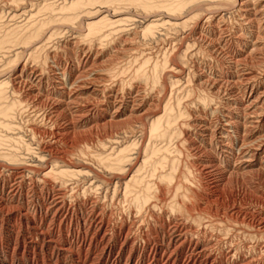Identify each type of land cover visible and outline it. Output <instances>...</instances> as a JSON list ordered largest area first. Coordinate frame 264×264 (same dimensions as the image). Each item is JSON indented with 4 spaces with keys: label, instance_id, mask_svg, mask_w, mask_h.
<instances>
[{
    "label": "bare ground",
    "instance_id": "1",
    "mask_svg": "<svg viewBox=\"0 0 264 264\" xmlns=\"http://www.w3.org/2000/svg\"><path fill=\"white\" fill-rule=\"evenodd\" d=\"M229 6H232V11L227 8ZM131 8H135L138 14L145 17L144 23L131 17ZM161 16H166L162 18L168 21L160 19ZM229 19L232 20L231 27ZM191 21H195L196 28L189 35L190 39L183 37L185 39L179 41L182 46L204 51L214 65L211 67L213 72L210 77L205 73L195 72L198 83L194 84L197 85L196 91H188L191 96L195 95L194 100L198 102L196 105H199L202 111L200 109L201 112L193 115L192 123L188 124L195 130L197 140H192V135H188L191 146L186 148L184 162L176 151L171 149L169 143L176 139L179 120L192 116L189 108L184 107L180 99H177L176 103L170 101L164 104L163 111L157 112L162 105L161 101L148 100L146 95L141 99L142 96L135 94L134 100L123 102L113 96L117 93L111 87L109 93L112 95L105 99L106 104L98 102L97 105H90L85 97L95 90L88 79L95 71H89L87 68L92 63L89 56L83 58L78 54L85 50V46L92 51L96 46H103L105 50L110 51V48L114 49L118 44L133 43L130 37L134 35H139L148 42L155 41L160 28L167 27L170 31L184 30ZM129 23L137 26L135 33H130V28L126 30L129 26L125 24ZM229 28H233L234 32L230 38H225ZM65 31L71 32L70 37L73 39L62 47H52L54 39ZM165 33L166 31L162 34L163 37ZM182 46L180 49L175 47L171 56L185 63L188 52H183ZM119 50V54L122 53V50ZM123 50L128 51L127 48ZM67 54L77 55V62L75 59L71 64L64 61L63 56ZM131 56L135 54H131L129 58ZM111 57L114 58L112 62L109 61L114 64L108 69L111 79L121 78L124 82V76L132 69L131 66L125 68L127 63L135 65L132 69L135 79L146 84L158 79L161 70L168 68L170 58L165 59L162 67L156 60L157 64H152L153 71L149 74L146 68L152 63L151 57L141 55V58L128 60L125 64L118 61V55ZM121 59L123 60V57L119 60ZM228 60L229 63L225 64ZM1 62L6 64V68L0 66V150L4 147H10L12 150L0 153V157L16 165L17 170L23 174L25 171L37 173L38 176L40 174L44 190H41V195L28 197V200L19 188L13 186L14 184L7 187L4 185L5 181L1 185L0 180V212L7 213L11 207L15 213L12 212L9 217L26 223L35 240H42L43 243L49 241L48 244L45 243L48 247L54 242L53 245H57L59 251L56 254L58 261L63 258L59 256L69 254L75 256L81 264H134L136 257V264H264L255 256L257 251H263L261 258L264 257L263 199L260 198V202L256 200L259 208L257 211H251L252 209L242 206V195L239 191L236 194L224 193L226 186L235 185V189L239 186L246 188L244 185L247 182L243 181L245 179L240 182L241 174L239 175L246 169L259 167L260 172L256 173L264 178V0H0ZM188 63L186 62L187 65ZM225 65L227 67L224 68ZM9 70L11 72L4 75ZM177 70L179 67L171 69L172 72ZM182 70L184 69H180ZM231 71H234L236 78ZM237 72L240 73L238 78ZM85 80H88L89 84H85ZM131 83L130 80L125 83V87L130 85L128 94H133V91L138 94V87ZM171 83L175 84L172 81ZM101 85L100 87H103V84ZM95 93L100 94V91L95 90ZM137 101L139 105L132 108L131 105ZM232 105H235V110ZM25 109L39 114L44 125H51L50 131H40L33 127V135H39L41 139L37 142L33 140L35 144L29 141L28 145L23 144L29 160L22 158V153L19 154L16 150L18 148H14L16 145L22 146L21 140L8 134L18 130L15 120ZM194 109L192 111L195 113ZM144 116L149 117L147 120L150 122L151 139L148 144L137 149L136 143L139 140L131 141L127 130L134 134V124H141ZM121 118H125V121L120 122ZM62 121H66V125H62ZM121 126L127 129L123 133L124 137L116 138L114 136L117 135L113 134L112 137L108 134V138H103L109 141H101V146L96 144L100 141L94 140L95 144L100 146L97 147L100 150H94L96 153L76 148L80 151L78 153L75 150L78 157L74 148L64 151L60 149L63 144L69 145L72 135H80V143L86 140L89 143L86 134L94 129L99 132L98 128L112 130L118 127L121 129ZM85 127H91L90 131H78ZM116 134L119 132L116 131ZM142 135L144 137V134ZM152 140L166 144L156 147V144L151 143ZM198 144L209 148V152L203 151ZM34 145L37 146L36 149ZM248 151L251 152L250 156L246 154ZM235 154L243 156L242 165L236 164ZM76 156L78 160L87 156L88 160L80 159L74 162ZM89 159L92 166L88 163ZM7 169L9 168L7 167L6 171ZM194 174L198 178L194 177ZM18 178L21 179L19 176ZM197 179L201 182L198 187L201 191L196 190L194 185ZM261 181L264 183V180ZM75 190H83L86 200L80 202V198L75 203H71L73 199L69 202V195ZM101 199H111L113 202L118 200L127 204L130 208L129 215H136V220L130 223L127 221L128 217L122 218V215L121 223L118 224L114 217L104 213L105 208L102 212ZM221 199L229 201L227 207L222 208L223 219L206 221L207 217L204 218L203 214V217L197 213L192 215V207L196 204L206 203L210 208V204L217 205ZM48 217L54 230L50 231L51 226L48 225L49 230L44 232L39 227ZM55 229L60 232L61 239L64 240L62 243L61 240L54 241ZM208 232H216L215 244L212 239L206 238L209 236ZM242 237L246 242L244 246L237 244ZM254 241L256 243L253 245ZM29 247L36 250L38 244L30 242ZM245 247H248L247 253L243 252ZM127 251L129 256L123 261L126 254L128 255ZM89 255H93V258H89ZM29 263L38 264V261L33 258Z\"/></svg>",
    "mask_w": 264,
    "mask_h": 264
},
{
    "label": "rangeland",
    "instance_id": "2",
    "mask_svg": "<svg viewBox=\"0 0 264 264\" xmlns=\"http://www.w3.org/2000/svg\"><path fill=\"white\" fill-rule=\"evenodd\" d=\"M228 9H229V11H232V6L230 7H227ZM231 9V10H230ZM133 12H132V11ZM129 11H131L130 13H131V17L133 18V19H136V20H140L142 23H144L145 21H144V19H145V17L143 18V15H141L140 13L138 14V12H137V10L135 9V8H131V9H129ZM133 14V15H132ZM165 14V13H164ZM141 15V16H140ZM135 16V17H134ZM137 16H139V18H137ZM166 18V16L164 17V16H161L160 17V19L161 18ZM162 18V19H163ZM4 20H6V19H4ZM163 20H165V21H168L167 19H163ZM21 21V20H20ZM231 19H229V21H228V23H230V27H231ZM193 23V24H192ZM125 25H127V26H129L128 28H126V30H130V33H135L134 31H136V27L137 26H133L131 23H129V24H125ZM130 25H132V26H130ZM195 27H194V26ZM229 26V25H228ZM133 27V28H132ZM125 28V27H124ZM130 28V29H129ZM167 27H162V29L160 28L159 30H158V34H156V42L153 40V41H150V42H148V40H145L143 37H141V36H139V35H134V36H132V37H130L131 38V41L133 42V43H131V42H127L126 44H127V46H126V44H123V43H121V44H118L117 45V47H115L114 49H112V48H110V51H108V50H105L104 49V47L103 46H96L94 49H93V51H92V49H89V47L88 46H85L84 47V49L85 50H83V51H81L79 54H78V56L79 57H86V56H89V59H90V62H92V63H90L89 64V67H87L88 68V70L89 71H91V70H94L95 72L93 73V76L92 77H90V78H88L89 79V83L91 84V87L93 88V89H95V90H99L100 91V94L98 93V94H94V91L95 90H92V93H89L88 95H86V97H85V99L87 100V101H89L88 103H90V105H97V103L98 102H102V103H104V104H106V98H108L110 95H112V94H110L109 92H110V89L112 88V89H114V90H116L115 92L117 93V95L114 93L113 94V96L115 95L117 98H118V100H121V101H132V99L134 100V98L136 97V95H138V96H142L141 97V99H143L144 98V96L148 99V100H154V101H161V104L162 105H160V107H159V109H158V111L157 112H159V111H163V108H164V104H166V103H168V102H170V103H176V101H177V99H180L179 101L183 104V106L185 107V106H187L188 108H189V112H190V114L192 115H190L191 117L189 118V117H183L182 119H180L179 120V125H177L176 126V129H177V135H176V139L174 138L173 140H172V142L171 143H169L170 144V146H171V149L173 150V151H176V154L178 155V157H180L181 159H183V161L185 162V159H186V148L188 147H190L191 146V142L189 143V141H191V140H188V137L189 136H191L190 138L192 139V140H197V137H196V134H195V130H193L191 127H189V125L188 124H190V123H192V120L194 119L193 118V115L195 116V114L197 113V112H201L202 111V109L200 108V106L199 105H196V104H198V102L196 103V101L194 100L195 99V95L194 96H191V94H189L188 93V91L189 90H192V89H194V91H196V88H197V85H194V84H198L197 82H196V78H195V72L196 73H205L206 74V76L208 75V77H210L211 76V73L213 72V71H211V67L214 65L213 63H212V60L205 54V52L203 51V52H201V51H199L198 49H196V48H189V47H187L186 45H184V46H182V40H184L186 37H188V38H186V39H190V37L191 36H189V35H191V33H192V31L196 28V24H195V21H191V23L187 26V29H184V30H178V31H174V30H171L170 31V29H166ZM166 29V30H165ZM230 30L227 32V34L226 35H224V37L225 38H230L231 36H232V34H233V32H234V30H233V28H229ZM122 30H125V29H122ZM160 30H161V32H160ZM166 31V33H165V36L163 37V33ZM169 30V31H168ZM187 30V31H186ZM181 31V32H180ZM82 32V31H81ZM163 32V33H162ZM186 32V33H185ZM69 33V34H68ZM78 33V32H77ZM161 33V34H160ZM169 33V34H168ZM177 33V34H176ZM181 35H180V34ZM190 33V34H189ZM161 36H160V35ZM163 34V35H162ZM179 34V35H178ZM66 35V36H65ZM70 35H72V33L71 32H69V31H65V33L64 34H62L61 36H59V37H57V38H55L54 40L55 41H53L52 43H51V46L52 47H57V46H59V47H62V46H64L65 45V43H67L69 40H72L73 39V37L71 36L70 37ZM123 35V34H122ZM177 35H178V38H177ZM186 35V36H185ZM68 36V37H67ZM227 36V37H226ZM137 37V38H136ZM140 37H141V40H140ZM157 37H158V39H157ZM160 37H161V39H160ZM163 37V38H162ZM168 37H170V38H168ZM183 37H185V38H183ZM63 38H65V39H63ZM68 38V39H67ZM70 38V39H69ZM132 38H134L133 40H132ZM172 38V40H170ZM174 38V39H173ZM181 38V39H180ZM57 39H59V40H57ZM62 41H61V40ZM137 39H138V41H137ZM160 39V40H159ZM63 40H65V41H63ZM130 40V39H129ZM165 40V41H164ZM167 40H169V41H167ZM179 40H181V41H179ZM191 40H192V38H191ZM141 41V42H140ZM160 41V42H159ZM175 43H174V42ZM165 42V43H164ZM56 43V44H55ZM119 43V42H118ZM141 43V44H140ZM143 43V44H142ZM146 43V44H145ZM155 43V44H154ZM159 43V44H158ZM168 43V44H167ZM56 45V46H54V45ZM134 46H133V45ZM157 44V45H156ZM164 44V45H163ZM170 44V45H169ZM136 45H137V47H136ZM158 45H160V46H158ZM168 45V46H167ZM182 47H184V48H182L183 49V52H188V57H187V60H185V63L184 62H182L181 60H176L175 58H174V56L172 55L171 56V52H173V50L174 49H180L181 48V46ZM132 46V47H131ZM147 46V47H146ZM170 46V47H169ZM234 46V45H233ZM100 47V48H99ZM121 47H123V48H121ZM145 47V48H144ZM149 47V48H148ZM151 47H153V48H151ZM157 47V48H156ZM164 47H166V48H164ZM176 47V48H175ZM87 48V49H86ZM125 48H127L128 49V51L127 52H125V50H123V49H125ZM132 48V49H131ZM234 49H235V47H233ZM119 49H121L122 50V53H120L119 54V52H121ZM135 49V50H134ZM144 49V50H143ZM184 49H185V51H184ZM115 50V51H114ZM118 50V51H117ZM194 50V51H193ZM104 51V53H102ZM112 51V52H111ZM141 51V52H140ZM151 51V52H150ZM157 51V52H156ZM192 51H193V53H192ZM197 51V52H196ZM84 52H86V53H84ZM107 52V53H106ZM115 52V53H114ZM118 52V53H117ZM129 52V53H128ZM144 52H145V54H144ZM196 52V53H195ZM100 53V54H99ZM112 53V54H111ZM127 53V54H126ZM135 54V56H131L130 58H129V56L131 55V54ZM191 53V54H190ZM195 53V54H194ZM93 54V55H92ZM146 54H147V56H146ZM153 54H155V55H153ZM84 55V56H83ZM104 55V56H103ZM111 55L112 56H116V55H118V58L120 59V57L122 58L123 57V60L121 59V60H119L118 59V61H120V62H122L123 64H125L126 62H128V60L129 61H132L134 58H136L137 59V57H139V58H141V55H144L145 57H151V61H152V63H151V65L150 66H148L147 68H146V71L149 73V74H151V72L153 71L152 69H153V65L154 64H160L161 65V67H162V65L164 64V61H165V59L168 57H170L169 58V63H168V68H166L164 71L163 70H161V74H160V76L158 77V79L155 81V82H149V83H143V82H141V81H139V80H137V79H135V75H134V70H132V69H134V67H135V65H128L127 63H126V65H124L125 66V68H127V67H132V69H130V71L127 73L128 75L130 74V76H128V75H126V76H124L125 78L124 79H126L124 82H123V80L121 79V78H110L109 77V74H110V70H108V69H110L111 68V66L113 67V65L114 64H112L111 62L113 61V59L114 58H112L111 57ZM74 56V57H73ZM91 56V57H90ZM96 56V57H95ZM126 56V57H125ZM205 56V57H204ZM64 58H63V60L64 61H66L67 63H69V64H71L72 62H77L76 61V59L75 58H77V55L75 56V55H71V54H67L66 56H63ZM111 57V58H110ZM155 57H157V58H155ZM172 57V58H171ZM197 57H199V58H197ZM67 58V59H66ZM70 58V59H69ZM94 58H95V60H94ZM110 58V59H109ZM126 58V59H125ZM129 58V59H128ZM190 58V59H189ZM209 58V62H208V59ZM75 59V60H74ZM102 59V60H101ZM107 59V60H106ZM109 59V60H108ZM112 59V60H111ZM155 59V60H154ZM194 59V60H193ZM72 60V61H71ZM74 60V61H73ZM104 60H105V62H104ZM125 60V61H124ZM156 60H157V63H156ZM198 60V61H197ZM69 61V62H68ZM109 61H111L110 63H109ZM154 61V62H153ZM196 61V62H195ZM204 61V62H203ZM95 62V63H94ZM108 62V63H107ZM186 62L188 63V65L186 64ZM193 62V63H192ZM102 63V64H101ZM171 63V64H170ZM226 63H229V60H228V62H225V64ZM93 64V65H92ZM109 64V65H108ZM153 64V65H152ZM184 64H186V65H184ZM191 64V65H190ZM6 64H4V63H0V66H3L2 68H6V66H5ZM95 65V66H94ZM101 65V66H100ZM171 65V66H170ZM173 65V66H172ZM194 65H196V66H194ZM199 65V66H198ZM92 66V67H91ZM97 66V67H96ZM105 68H104V67ZM94 67V68H93ZM96 67V68H95ZM100 67V68H99ZM172 67L174 68L175 67V69H177L178 67H179V70H177V71H175V72H172L171 71V69H172ZM183 67V68H182ZM187 67V68H186ZM195 67V68H194ZM225 67H227V65H225L224 66V68ZM87 68H85L86 70H87ZM90 68V69H89ZM93 68V69H92ZM103 68H104V70H103ZM150 68V69H149ZM194 68V69H193ZM197 68V69H196ZM100 69V70H99ZM107 69V70H106ZM180 69H184V70H182V71H180ZM186 69V70H185ZM192 69L194 70V71H192ZM103 70V71H102ZM197 70V71H196ZM239 71V70H238ZM11 71L9 70L8 72H6V73H4V75L6 74H8V73H10ZM165 72V73H164ZM173 74H172V73ZM180 72H182V73H180ZM112 73V72H111ZM179 75H178V74ZM167 74V75H166ZM194 74V75H193ZM231 74L233 75V77L234 78H236L235 77V75H234V71H231ZM238 74V75H237ZM239 72H237L236 73V76H237V78L239 77ZM106 75V76H105ZM181 75V76H180ZM132 76H134V77H132ZM164 76V77H163ZM170 76H172V77H170ZM185 76V77H184ZM189 76V77H188ZM133 78V79H131V78ZM162 77H163V79H162ZM179 77V78H178ZM182 79H181V78ZM92 78V79H91ZM110 78V79H109ZM174 78V79H173ZM190 78V79H189ZM193 78V79H192ZM91 79V80H90ZM98 79V80H97ZM100 79H102V80H100ZM181 79V80H180ZM95 80H97V81H95ZM108 80V81H107ZM120 80V81H119ZM128 80H130V82L132 81V83L131 84H133V86H135V87H138V90H139V93L140 92H142V91H144V92H142V93H136L135 91H133V94H128V93H130L129 92V90H130V88H129V86L130 85H127L126 87H125V83H126V81H128ZM164 80V81H163ZM185 80V81H184ZM87 81V82H86ZM95 83H94V82ZM138 81V82H137ZM167 81L169 82V83H167ZM171 81L173 82V83H175V84H172L171 83ZM187 81V82H186ZM194 81V82H193ZM85 82V84H87L88 83V80H85L84 81ZM92 82V83H91ZM118 82V83H117ZM163 82V83H162ZM167 84V86H166V84ZM185 82V83H184ZM88 83V84H89ZM97 83V84H96ZM100 83V85H98ZM142 83V84H141ZM189 83V84H188ZM46 84V83H45ZM93 84H96V85H93ZM101 84H103V87H100V86H102ZM119 84V85H118ZM137 84H139V85H137ZM144 84V85H143ZM150 84V85H149ZM163 84V86H161ZM187 84V85H186ZM106 85V86H105ZM111 85V86H110ZM168 85H170V86H168ZM186 85V86H185ZM193 85H194V87H193ZM117 86V87H116ZM119 86H121V88L119 87ZM141 86V87H140ZM144 86V87H143ZM111 87V88H110ZM140 87V88H139ZM143 87V88H142ZM146 87V88H145ZM170 87V88H169ZM180 87V88H179ZM183 87V88H182ZM187 87H189V88H187ZM145 88V89H144ZM162 88V89H161ZM165 88V89H164ZM125 89H127V90H125ZM149 89V90H148ZM167 89V90H166ZM102 90V91H101ZM103 90H105V92L103 91ZM118 90V91H117ZM156 90V91H155ZM160 92H159V91ZM166 90V91H165ZM173 91V92H172ZM184 91V92H183ZM107 92V93H106ZM162 92V93H161ZM156 93V94H155ZM170 93H171V95H170ZM174 93H176L175 95H174ZM183 93V94H182ZM196 93V92H195ZM119 94V95H118ZM136 94V95H135ZM154 94V95H153ZM168 94V95H167ZM173 94V95H172ZM158 95H160V96H158ZM164 95V96H163ZM166 95V96H165ZM180 95V96H179ZM184 95V96H183ZM107 96V97H106ZM114 96V97H115ZM119 96V97H118ZM149 96V97H148ZM151 96H152V98L153 97H155V98H151ZM157 96V97H156ZM163 96V97H162ZM176 98H175V97ZM104 97V98H103ZM162 97V98H161ZM167 97V98H166ZM121 98V99H120ZM158 98V99H157ZM160 98L162 99V100H160ZM169 98V99H168ZM168 99V100H167ZM172 99H174V100H172ZM176 100V101H175ZM164 102V103H163ZM189 102V103H188ZM132 103V102H131ZM136 106H135V105ZM133 105H131V107L133 108V106L134 107H137L138 105H139V101H137V102H135ZM195 104V105H194ZM232 107H233V105H232ZM131 108V109H132ZM195 108V109H194ZM199 108V109H198ZM234 110H235V105H234ZM232 108V109H233ZM195 110L196 112L194 113L192 110ZM200 109H201V111H200ZM198 110V111H197ZM234 110H231V111H234ZM29 113V114H28ZM33 114V115H32ZM23 115V116H22ZM22 115H19L17 118H16V120H15V123H16V125H18L17 126V128H18V130L17 131H14V132H11V133H8L10 136H13L14 138H16V139H20L21 140V142H22V146L21 145H16V146H14V148L16 149V148H18V149H16V150H18L19 151V154H21V156H22V158H25L26 160H29L30 159V157H29V155L27 154V151H26V148L25 147H23L24 145L23 144H25V145H28L29 144V142H31V143H34L33 142V140H35L36 142L37 141H39L40 139H41V136H39V135H33V129L34 128H36V129H40V131H44V130H46V131H50L51 129V125L50 124H48V125H44L43 124V122L41 121V119L39 118V114H35V113H33L32 111H29V109H25L24 110V112H23V114ZM32 116V117H31ZM36 116H38V117H36ZM145 118L141 121V124L138 122V124L136 123V124H134V125H136L135 127H134V129H135V131L136 130H138L139 131V133H138V131L135 133V131H134V134H132L133 132L132 131H128L125 127H122L121 126V129H120V127H118V128H114V129H110V128H106V129H103V128H98L99 129V132H98V130L96 131L95 129L92 131V132H89L88 134H86L87 135V138L89 137V139H88V141H89V143L87 142V140L86 141H83V143L81 142L80 143V135H74V137H73V135L70 137V141L68 142V144L69 145H66V144H63L61 147H60V149H61V151H64V149L65 150H67V148H68V150L70 149V150H73V148H74V152H75V150H76V148L78 149V148H82V149H87L88 151H90L91 153H96L95 151H98V150H100V149H98L97 147H99L100 148V146H101V141L102 142H107V141H109L108 139H104L105 137L106 138H108V136L110 135V136H112L113 134H115V135H117V136H114V137H118L119 136V138L120 137H124V132L127 130V132H129V135H128V137L130 138V136H131V141H137V140H139V141H137V149H139V147H140V149L144 146V145H146V144H148L149 142H150V133H149V121L147 120L149 117H146V116H144ZM36 118H38V119H36ZM187 118V119H186ZM189 118V119H188ZM192 118V119H191ZM33 119V120H32ZM191 119V120H190ZM211 119H212V117H211ZM18 120H19V122H18ZM188 120V121H187ZM32 121V122H31ZM35 121V122H34ZM120 122H122V121H125V118H121L120 120H119ZM118 121V122H119ZM25 122V123H24ZM27 122V123H26ZM31 122V123H30ZM38 122H40V123H38ZM65 122V123H64ZM182 122V123H181ZM185 122V123H184ZM23 123V124H22ZM42 123V124H41ZM63 123V124H62ZM62 125H66V121H62ZM139 124H140V127H139ZM26 125V126H25ZM31 125V126H30ZM39 125V126H38ZM41 126V127H40ZM43 126V127H42ZM50 126V127H49ZM26 127V128H25ZM34 127V128H33ZM40 127V128H39ZM46 127H48V128H46ZM43 128V129H42ZM46 128V129H45ZM89 130H88V129ZM140 128V129H139ZM24 129V130H23ZM30 129V130H29ZM90 129H91V127H85V128H80L78 131H81L82 132V130H85V131H83V132H88V131H90ZM110 129V130H109ZM26 130V131H25ZM119 130V131H118ZM121 130H123V131H121ZM116 131L117 132H119V134H116ZM193 131V132H192ZM19 132V133H18ZM82 132V133H83ZM86 132V133H87ZM179 132V133H178ZM93 133V134H92ZM94 133H96L95 135H94ZM107 133V134H106ZM111 133V134H110ZM132 135H131V134ZM147 133V135L145 136V134ZM5 133H2V135H4ZM13 134V135H12ZM99 134H101V135H99ZM109 134V135H108ZM120 134H121V136H120ZM142 134H144V137H142L143 135ZM85 135V134H84ZM84 135H82V136H84ZM94 135V136H93ZM99 135V136H98ZM187 135V136H186ZM189 135V136H188ZM97 136V137H96ZM101 136V137H100ZM112 136V137H113ZM31 137V138H30ZM99 137V138H98ZM104 137V138H103ZM138 137V138H137ZM184 137V138H183ZM73 138V139H72ZM84 138H86V136L84 137ZM93 138V139H92ZM96 138L98 139V140H96ZM103 138V139H102ZM141 138H143V139H141ZM37 139V140H36ZM97 141V142H99V143H96L95 141ZM142 140V141H141ZM148 142H147V141ZM29 141V142H28ZM46 141H48V139H46ZM78 141V142H77ZM144 141V142H143ZM73 142V143H72ZM87 144H85V143ZM143 142V143H142ZM146 142V143H145ZM182 142V143H181ZM28 143V144H27ZM80 143V144H79ZM93 143V145H91ZM98 144V145H100V146H98V145H96V144ZM139 143V144H138ZM151 143L154 145V144H156V145H154V146H156L157 147V145H158V147H162V146H164L166 143L164 142H162L161 143V141H154V140H152L151 141ZM196 143H198V142H196ZM35 144V143H34ZM82 144V145H81ZM142 144V145H141ZM160 144V145H159ZM73 145V146H72ZM79 145L81 146V147H79ZM86 145V146H85ZM94 145H95V147H94ZM72 146V147H71ZM76 146V147H75ZM84 146V147H83ZM91 146H93V147H91ZM186 146V147H185ZM36 147L37 146H35L34 145V149H36ZM89 147V148H88ZM175 147V148H174ZM198 147H202L201 149L204 151V150H207L208 152H209V148H204L202 145H200V144H198ZM20 148V149H19ZM174 148V149H173ZM178 148V149H177ZM184 148V149H183ZM4 149V150H3ZM22 149H24V150H22ZM63 149V150H62ZM82 149H80V150H82ZM93 149V150H92ZM95 149H97V150H95ZM10 150H12V149H10V147H4V148H1V150H0V153H8ZM79 150V149H78ZM78 150H76L78 153H80V151H78ZM95 150V151H94ZM23 151V152H22ZM77 152H75L76 153V155L79 157V155H78V153ZM24 153V154H23ZM251 152H247L246 154H247V156H250L251 154H250ZM27 154V155H26ZM236 155H238V154H235L234 155V157H235V162H236V164L239 166L240 164L242 165V155H239V156H236ZM28 156V157H27ZM77 156L75 157V159H74V162H76V161H79L80 159H82L83 161H87L88 160V157L86 156L85 158H80L79 160L77 159ZM1 158V157H0ZM238 158V159H237ZM206 160H208V159H205V161ZM89 161H90V159H89ZM88 161V163H89V165L90 166H92L93 164H92V162L90 161L89 162ZM239 161V162H238ZM240 163V164H239ZM5 165V166H4ZM9 168V169H7V171H6V168ZM261 170V169H260ZM3 171V172H2ZM13 171V172H12ZM253 171V172H252ZM19 172V173H18ZM245 172H246V174H245ZM249 172V173H248ZM250 172H252V173H250ZM256 172H260L259 171V167H255V168H251V169H246V171H243L242 173L240 172L239 173V175L241 176V178H240V182L243 180V179H245V180H243V181H246L247 182V184H248V186L249 187H247L246 185H244V187H246L245 189H243V187H241V186H239L237 189H235V185L234 186H226V189H224V193H233V194H236V192H238L240 195H242V206L243 207H245L246 209H252L251 211H257L258 210V205H257V203H256V200L258 201L259 200V202H260V198H262L263 199V201H264V183H263V181H261V180H264V178L262 177V175H260V174H258V173H256ZM3 173V174H2ZM11 173V174H10ZM13 173V174H12ZM15 173V174H14ZM28 173V174H27ZM244 173V174H243ZM10 174V175H9ZM20 174H22V175H20ZM25 174V175H24ZM24 174L22 173V172H20V170H17V167H16V165H13V164H11V163H9V162H7V161H5L4 159H0V180H1V185H2V183L4 182V185H7V187L9 186V187H12V185L13 186H16L17 188H19V190L20 191H22V194H23V196H24V198L25 199H27L28 197H30L31 198V196L33 197V196H35V195H41V193H42V191L44 190V182H43V180H42V177L40 176V174H39V176H38V174L36 173H29V172H27V171H25L24 172ZM35 174V175H34ZM15 175H16V178H15ZM19 177H21V179L20 178H18V176ZM29 175L31 176V177H29ZM34 175V176H33ZM242 175H245L244 177L242 176ZM258 175H260V176H258ZM11 176V177H10ZM14 176V177H13ZM23 176V177H22ZM5 177V178H4ZM35 177V178H34ZM194 177H196V178H198L197 176H196V174H194ZM243 177V178H242ZM249 177V178H248ZM252 177V178H251ZM8 178V179H7ZM32 178V179H31ZM39 178V179H38ZM263 178V179H262ZM20 179V180H19ZM24 179V180H23ZM26 179V180H25ZM38 179V180H37ZM41 179V180H40ZM213 179V177H211L210 178V180H212ZM21 180H23L22 181V183H20L21 182ZM249 180V181H248ZM254 182H253V181ZM11 181V182H10ZM28 181V183H26ZM38 181V182H37ZM24 182V183H23ZM37 182V183H36ZM40 182V183H39ZM258 182V183H257ZM262 184H261V183ZM31 183V184H30ZM197 183V184H196ZM201 182L199 181V179H197V182H196V180H195V187H196V190H199L200 188H198L199 187V185H201L200 184ZM260 183V184H259ZM30 184V185H29ZM20 185V186H19ZM22 185V186H21ZM197 185V186H196ZM38 186V187H37ZM40 186V187H39ZM42 186V187H41ZM258 188H257V187ZM24 187V188H23ZM30 188V190H29V188ZM37 187V188H36ZM241 187V188H240ZM29 190H27V189ZM33 188V189H32ZM198 188V189H197ZM248 188H250L249 190H248ZM263 190H262V189ZM38 189H40V190H38ZM242 189V190H241ZM259 189V190H258ZM36 190V191H35ZM42 190V191H41ZM229 190H231V191H229ZM232 190L234 191V192H232ZM246 190V191H245ZM255 190L257 191V192H255ZM24 191V192H23ZM34 191V192H33ZM199 191H201V190H199ZM229 191V192H228ZM254 191V192H253ZM260 191V192H259ZM27 192V193H26ZM33 192V193H32ZM38 192H39V194H38ZM83 192V190H75V191H72L71 193H70V195H69V198H68V201L70 202L72 199V201H74V202H72L71 201V203H75L76 202V200L78 199V200H80V198H81V200H80V202H82V201H85L86 200V196L82 193ZM244 192H246V193H244ZM262 193V194H261ZM28 194V196H26ZM33 194V195H32ZM246 195V196H245ZM254 195V196H253ZM245 196V197H244ZM251 197V198H250ZM30 198H28V200L30 199ZM74 198H76V199H74ZM246 198V199H245ZM252 198H254V199H252ZM244 199V200H243ZM106 199H101V206H102V212H104V208H105V212L104 213H106L108 216H112V217H114V220H115V222H119L118 224H120L121 222H120V220H122V218H127V221H129L130 223H132V221L134 222V220H136V215L135 216H130L129 215V213H130V208H129V206L127 205V204H124V203H121L120 201H118V200H115L114 202L113 201H111V199H108V200H106ZM110 201V202H109ZM222 199L217 203V205L216 204H214V205H212V204H210V208H209V206H208V204H206V203H200V204H196L195 206H193L192 207V215L194 216L195 214L194 213H197V214H199V215H201L202 216V214H203V216H204V218H206L205 220L206 221H210V220H212V219H214V220H216V219H218V218H221V219H223V210H222V208H224V206L225 207H227L226 205L227 204H229V201H226V200H223L222 202ZM262 201V200H261ZM108 202V203H107ZM226 202V203H225ZM228 202V203H227ZM105 205H104V204ZM115 204V206H114V204ZM121 203V204H120ZM221 203H223V204H221ZM119 204V205H118ZM218 204H219V206H218ZM104 205V206H103ZM122 206V208L120 209V207ZM200 205V206H199ZM208 208H206L205 206ZM112 206V207H111ZM198 206V207H197ZM214 206V207H213ZM108 207V208H107ZM114 207V208H113ZM127 207V209H125V208ZM198 209H197V208ZM204 208V210H203V208ZM213 207V208H212ZM218 207H220L219 208V210H218ZM256 207V208H255ZM115 208H116V210H115ZM129 208V209H128ZM200 208H201V211H200ZM255 208V209H254ZM193 209H194V211H193ZM207 209V210H206ZM216 209H217V211H216ZM12 208L10 207V210H9V212H10V214H9V212H7V213H2V212H0V264H30L29 263V261H31L33 258H35V260H37L38 261V264H60V263H65V264H81L80 263V261H77V259L75 258V256H70L69 254L67 255H64V256H59V257H63L62 259H60L59 261L57 260V256H56V254L59 252L58 251V247H57V245L55 246V245H53V243L54 242H52V243H50V246L51 247H48V242L49 241H46L45 243H47L46 245H45V243H43L42 242V240H39V241H37V240H35V238H34V235L32 234V232H30L29 233V230H30V228H28V225H26V223H20V222H18V220L17 219H15L14 217H9L11 214H12V212L13 211H15V210H12ZM113 210H114V212H113ZM124 210V211H123ZM196 210V211H195ZM199 210V211H198ZM208 212H206V211ZM118 211V212H117ZM129 211V212H128ZM210 211V212H209ZM214 211V212H213ZM6 212V211H5ZM110 212H111V215H110ZM120 212V213H119ZM202 212V213H201ZM13 213H15V212H13ZM114 213V214H113ZM127 213V214H126ZM214 215H213V214ZM215 213H217V215L215 214ZM218 213H219V215L220 216H218ZM197 214H196V216H197ZM209 214H211V215H209ZM5 215H7V216H5ZM123 215V216H122ZM121 216H122V218H121ZM202 216V217H203ZM214 216H215V218H214ZM222 216V217H221ZM119 217H120V219H119ZM210 217H213V218H210ZM217 217V218H216ZM14 218V219H13ZM5 221H4V220ZM13 219V220H12ZM15 220H17V221H15ZM214 220H212V221H214ZM13 223H12V222ZM47 221V222H46ZM51 220H50V217H48V218H46L45 219V221L43 222V225L42 226H40L39 228L42 230V231H47V230H49V226H51ZM14 224V225H13ZM18 224V225H17ZM20 224H21V226H20ZM24 224V225H23ZM153 224V223H152ZM15 225H16V227L18 228V229H16V227H15ZM49 225V226H48ZM4 226V227H3ZM11 226V227H10ZM57 226V225H56ZM23 227V228H22ZM58 227V226H57ZM146 227V226H145ZM2 228H4V229H2ZM2 229V230H1ZM21 229V230H20ZM146 229H147V227H146ZM12 230V231H11ZM28 230V231H27ZM51 230H54L53 228H52V226H51V228H50V231ZM18 232H20V233H18ZM26 232V233H25ZM53 232H55L54 233V235H55V238L57 239H55L54 241L55 242H59L60 240V243H62L64 240L63 239H61V234H60V232L58 233V231L55 229V231H53ZM209 234V236H207L206 238L208 239V240H211L212 239V242L215 244L216 242H215V240H216V238H217V235H216V232H208ZM27 234V235H26ZM212 234H213V238H212ZM215 234V235H214ZM24 235V236H23ZM58 237H57V236ZM26 236V237H25ZM32 240V241H31ZM242 241V242H241ZM244 241V242H243ZM29 242V243H28ZM30 242H33V243H37L38 244V247H37V249L36 250H33L32 248H30L29 247V244H30ZM240 242H241V244H240ZM247 243H249L248 241H247ZM256 243V241H254L253 242V245ZM237 244L238 245H241V246H244L245 244H246V242H245V240H244V238L242 237V239H240L239 241H237ZM26 246V247H25ZM263 246V245H262ZM41 247V248H40ZM57 248V249H55V248ZM43 248V249H42ZM119 248V247H118ZM219 248V247H218ZM246 249H245V251H243L244 253L247 251V249H248V247H245ZM18 249V250H17ZM216 249H217V247H216ZM13 250V251H12ZM129 251V250H128ZM127 251V253H128V255L126 254V256L122 259L123 261H125L126 259H127V257L129 256V252ZM13 252V253H12ZM55 252V253H54ZM263 252V251H262ZM260 253L259 251H257L256 253H255V256H256V259H258V261L260 260V262H264V257H262L261 258V256H263L262 254L263 253ZM247 253V252H246ZM52 254H54V256H52ZM257 254V255H256ZM260 254V255H259ZM137 256H139V253H138V255ZM66 257V258H65ZM70 257H72V259L70 258ZM68 258V259H67ZM89 258H93V255H89ZM65 259V260H64ZM72 260H73V262H72ZM83 261V260H82ZM137 261H138V259H137V257L134 259V264H136L137 263ZM89 264H91V262L89 263Z\"/></svg>",
    "mask_w": 264,
    "mask_h": 264
}]
</instances>
